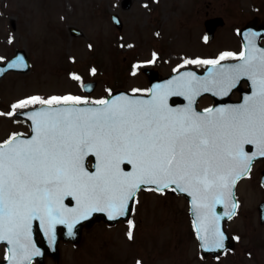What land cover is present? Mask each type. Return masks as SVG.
<instances>
[{
	"label": "snow or ice",
	"instance_id": "6c2138e0",
	"mask_svg": "<svg viewBox=\"0 0 264 264\" xmlns=\"http://www.w3.org/2000/svg\"><path fill=\"white\" fill-rule=\"evenodd\" d=\"M255 36L247 35L239 52L183 60L185 65H210L203 76L182 71L150 88L131 90L147 96L121 93L91 102L86 95H32L16 100L6 115L30 118L32 132H12L0 141V241L8 245L7 264H31L41 254L33 239L34 222L53 243L57 225H66L71 234L93 212L125 215L144 185L189 193L201 247L223 249L226 237L216 206H224L223 216L236 214L235 185L250 175L255 157H264V47ZM155 56L141 63H154ZM226 57L239 59L220 63ZM9 66L26 67L22 57ZM242 77L252 91L241 103L196 108L202 92L226 96ZM174 93L186 97L187 104H169ZM37 102L38 107L17 112ZM245 145L255 149L248 151Z\"/></svg>",
	"mask_w": 264,
	"mask_h": 264
},
{
	"label": "rangeland",
	"instance_id": "374dc122",
	"mask_svg": "<svg viewBox=\"0 0 264 264\" xmlns=\"http://www.w3.org/2000/svg\"><path fill=\"white\" fill-rule=\"evenodd\" d=\"M121 1L0 0V56L5 58L0 62L19 49L30 62L28 72H9L0 79V141L12 132L28 130L15 113L6 115L18 99L86 95L81 83L90 81L96 82L86 95L90 101L106 97L109 89H145L148 81L140 68L151 64L141 62L153 60V53L160 60V75L165 76L177 65H194L183 64L184 59L217 57L230 36L233 10L264 16V0H197L196 6L204 10L210 4L227 20V26L217 28L216 38L207 42L203 25L189 27L194 24L181 16L189 0H130L126 9ZM112 14L120 18V30L111 22ZM70 28L81 35H72ZM261 165L256 162L250 176L237 185L238 210L225 223L235 247L222 256L201 255L184 197L142 189L128 219L132 225L127 220L84 228L75 247L60 245L59 264H264V225L259 224L256 210L264 200V189L255 181Z\"/></svg>",
	"mask_w": 264,
	"mask_h": 264
},
{
	"label": "water",
	"instance_id": "95a60500",
	"mask_svg": "<svg viewBox=\"0 0 264 264\" xmlns=\"http://www.w3.org/2000/svg\"><path fill=\"white\" fill-rule=\"evenodd\" d=\"M125 1H127V0H125ZM112 18H113L114 24L119 27L120 26L119 25L120 23H119V20H118L117 16L114 15ZM207 28H209V26H207ZM70 31H71V34H73V35H79L80 34V32H78L74 28H71ZM17 57H22L23 58V63L26 65V67H10L9 66V65H11L16 60ZM209 67H211V66H209ZM207 69H206V71L204 73L199 74V75H201V76L205 75V73L207 72ZM28 70H29V62H28V59L26 57L25 52L23 50H17L15 52V54L13 55V57H11L7 62H5L3 64L0 63V78L3 77L8 71L27 72ZM185 71H188V70H185ZM178 73H180V72H178ZM178 73L172 74L171 76L166 77V78H158L154 74L150 73V74H148V78H149V82H150V87L152 85L160 84V83H163L165 81H168L170 78L178 75ZM242 78H244V77H242ZM86 84H91L92 85L91 88L83 87L84 91H86V92L89 93V92H91L94 89L95 83L94 82H90V83H86ZM121 93H123L125 95H130V96H143V95L131 94V93H128L126 91L119 90V91H115V92L111 93L107 98L110 99L111 97L116 96V95H119ZM203 93H206V92H202L200 94V96ZM207 93H210V94H212L214 96H217V94L215 92H207ZM228 95H226V97ZM199 97L196 98V101H197V99ZM242 99H243V95H242ZM168 102H169V104H171L173 106H182V105L187 104L188 101H187V98L186 97L181 96L178 93H174L173 95H171V96L168 97ZM241 102H239V103H241ZM239 103H230V102H228L227 99H223V100H217L216 99V102H215V104L213 106L236 105V104H239ZM20 116H22V115H20ZM22 117L25 118L29 122V126H30L31 125L30 118L24 117V116H22ZM31 132H32V130H31V126H30V135H31ZM245 148L248 151H253L255 149V146L254 145H245ZM259 158H264V157L257 156V157H255L253 159V162L256 159H259ZM93 160H94V155H92L91 159L89 160L90 163H91V167H92V161ZM125 165L127 166V168H131V165L129 163L125 162ZM243 177H241V178H243ZM262 185H264V184H262ZM235 187H236V185H235ZM141 188H154V187H152L151 185H144ZM171 188L177 194L184 195L188 199V202H189V214H190V218L192 220V224H193V227H194V230H195V234H196V227L194 226V220L196 219V217H195L194 211L192 210L193 209V206H192V203H191V195L189 193H185L183 191H177L176 188H175V186H172ZM234 194H235V188H234ZM133 200H134V198L130 201V210L125 215L113 218V217H109L106 212H102V211L93 212V214L91 216L87 217L84 220L78 221V223L73 228L71 234L69 233V230H68V228H67L66 225H57V231H60L61 230V233H57V231H56V239L52 243L51 246H47V243L46 242L48 240V237L44 234V232H43L42 229H39L38 228V230L40 231V234L42 236V244L41 243H39V244L36 243V244L39 246V248L41 250V255L46 254V253H50L53 256H56L57 255V244H55V243H56L57 239H59V238H62V239H72L73 241L74 240L76 241L79 238V236H80V232H81V229H82L83 224H85L87 227H89L94 222H97V221H104L106 223L113 224V223H116L119 220H127L128 216L130 214L131 208H132ZM69 201L71 203H73V204L75 203L74 199L66 198V202H69ZM257 209H258L260 223L263 224L264 223V202L260 203L258 205ZM216 210H217V212L221 213L220 225H221L222 229L224 230V223L228 219H230L232 216L231 217H227V216H223L222 215V213L224 211H226V209L224 208L223 205H217L216 206ZM224 232H225V237L226 238H225V241H224L225 247L223 249H205V248H202L201 247V243L202 242H201L200 238L196 235L197 240H198V244H199V249H200L201 253L202 254H210L213 257H215L217 255L223 254L228 249H232L233 246H234V238L228 236V234L226 233L225 230H224ZM33 235H34V233H33Z\"/></svg>",
	"mask_w": 264,
	"mask_h": 264
},
{
	"label": "flooded vegetation",
	"instance_id": "af4514ba",
	"mask_svg": "<svg viewBox=\"0 0 264 264\" xmlns=\"http://www.w3.org/2000/svg\"><path fill=\"white\" fill-rule=\"evenodd\" d=\"M196 5H197V0L186 1L184 11L182 10V13H181V16L184 17V19L187 18L189 20V22L194 24V25H189V27L195 26L196 28L200 29V27L203 25V29H204V24L206 22H208L210 20L211 21H217L218 18H220V20L217 21V23H220V24L216 27V29L217 28L222 29V28H225L227 26V20L225 19V17L221 14H216L215 10L213 9V7L210 6V4H206V7L204 10H203V6H196ZM121 6H122V1H121ZM230 22H231V26L228 29L229 31H227L228 32L227 34H229L230 36H228L227 44L220 45L219 52L216 54L217 56L222 51L239 52V51L243 50L242 37L240 36L241 29L243 27H245L246 25H249V24H253L252 25L253 31L258 29L260 26H264V16H262V14L260 12L251 13V12H244L243 10L237 9V10L232 11V14L230 15ZM216 29L214 30V33L212 34L210 41H212L213 39L216 38L215 37V35L217 33ZM202 34H204V36L206 37L205 29H204V33H202ZM200 37H202V35ZM255 39H256V42L258 41L260 45H264V37H255ZM196 57H198V56H196ZM238 59H239L238 57H226V58H224V60H221V61L234 62ZM159 61L160 60L157 61V59H155V62L151 63V66H143L142 68H140V71H142V69L145 67V68L151 69L152 71H155L156 74L160 75V73L157 69L158 66H160ZM199 66H202V67H199ZM205 66H206V64L205 65L194 64V65L189 66V67L193 68L197 72H201V71H203V68ZM183 68H188V67L187 66L182 67V68L179 67L178 69H183ZM178 69H175V70H178ZM175 70H173V71H175ZM249 89L252 90L251 82L248 80V78L242 80L238 84V88L235 89L234 91H232V93L230 94V96H229L230 100L233 102L239 101L241 91H248ZM212 104H213L212 97L209 95H205L199 99L197 106L200 109H204L206 107L211 106ZM256 162H260L262 165L260 166L259 170L256 171V178L258 177V180L255 179V181L257 182V184H264V183H262V178L264 177V159H260ZM250 174H251V172H250ZM249 176L250 175H248V177ZM248 177L240 180L238 182V184H240L242 181L246 180ZM35 233H36L35 238L38 239L39 242H41V239L38 236L37 231H35ZM66 244L71 245L73 247H75L77 245V244H73L71 242L59 241L58 248L60 247V245H66ZM7 248H8V245L6 244V242L0 241V264H3L2 260H4L6 257ZM59 252H60V250H59ZM31 264H59V255L56 257V259H54L52 256H45L43 259H35L31 262Z\"/></svg>",
	"mask_w": 264,
	"mask_h": 264
}]
</instances>
